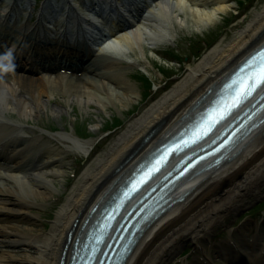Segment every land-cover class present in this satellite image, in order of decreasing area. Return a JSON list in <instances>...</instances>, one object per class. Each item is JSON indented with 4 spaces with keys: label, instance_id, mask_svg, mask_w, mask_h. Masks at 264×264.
Returning <instances> with one entry per match:
<instances>
[{
    "label": "bare ground",
    "instance_id": "obj_1",
    "mask_svg": "<svg viewBox=\"0 0 264 264\" xmlns=\"http://www.w3.org/2000/svg\"><path fill=\"white\" fill-rule=\"evenodd\" d=\"M190 1H195L196 6L187 8ZM212 3H217L216 7L207 9ZM226 7L225 0H148L144 3L147 14L138 15V23L132 21L111 32L115 36L109 41V48L121 53L132 49L135 44L140 46L145 38L157 48L158 43L169 42L177 20L186 24L187 17H191L203 26L213 22L218 12ZM112 23L115 24L116 19ZM263 42L264 6L254 10L247 25L238 30L231 41L209 49L171 89L129 122L114 143L85 168L66 202L57 211L49 231L38 226V217L31 209L39 205H35L38 198L46 199L52 194L54 188L47 176L60 173L53 165L62 157L55 153L58 160L34 163L44 145L39 142L38 148L31 147L32 150L25 154L27 146L37 143V140L29 143L22 135L26 128L24 122L8 120L7 112L16 110L21 116L40 115L47 109L43 94H53L49 90L50 84L63 87L60 88L63 90L67 88L69 101H90L96 96L111 103L132 102L137 97L135 85L128 79L122 80L118 69H114L115 61L104 54L92 58L81 77L57 75L36 79L10 75L0 79V140L19 141L16 153L20 154V160L16 163L25 162L30 166L23 174V170L16 171L13 166L0 171V264H59L68 233L74 228L77 237L91 209L97 203L100 206L105 203L113 188L123 181L136 163L193 116L201 97L209 89L216 90L226 75ZM35 82L39 84L37 89L33 88ZM22 143L25 148H22ZM73 147L88 157L93 143L73 139ZM50 156L55 157L53 154ZM227 158L220 166L200 167L175 187L171 192V201L176 200L175 203L150 223L126 264H173V256L183 243H201L218 224L242 208L249 197L262 193L264 123L234 150H228ZM16 163L14 165L18 166ZM18 217L32 226L13 222ZM77 219L79 222L75 225ZM240 242H237L238 247L245 249V243ZM71 248L72 245L70 254ZM245 251L252 253L250 247ZM256 252L255 257L258 252L260 254V249ZM225 255L228 256L227 253ZM249 255L253 264L256 259Z\"/></svg>",
    "mask_w": 264,
    "mask_h": 264
},
{
    "label": "rangeland",
    "instance_id": "obj_2",
    "mask_svg": "<svg viewBox=\"0 0 264 264\" xmlns=\"http://www.w3.org/2000/svg\"><path fill=\"white\" fill-rule=\"evenodd\" d=\"M225 1L228 7L218 12L215 20L206 25L199 26L191 17H187L186 24L177 20L169 42L158 43L157 48H152L151 40L145 38V42L140 46L133 45L130 50L121 53L114 50L106 51V55L115 61L114 69H118L121 79H128L135 85L137 97L132 102L111 103L96 96L90 101L81 102L77 99L69 101V96L66 95L67 88L63 90L60 89L63 87L50 84L49 90L53 94L51 96L43 94L47 109L40 115L21 116L16 110L7 112L9 119L24 122L32 136L31 139L46 142L50 153H58L59 158L62 157L53 165L60 173L56 176H47L54 188L52 194L46 199L38 198L35 205H39L31 209L38 217L37 223L40 228L50 230L57 211L66 202L81 173L114 143L129 122L171 89L209 49L231 41L235 33L247 25L254 10L262 9L264 6V0ZM194 2L184 4H187V8H193L196 6ZM216 5L217 3L208 4L207 9H213ZM185 16L186 14H183V17ZM34 76L33 78L41 79L40 76ZM33 86L34 89L39 88L37 82L33 83ZM73 139L93 143L94 148L88 157L73 147ZM246 208L248 210H245ZM262 214L264 215V189L260 195L249 197L246 206L240 208L234 217L239 221L243 217L260 218ZM15 222L32 226L23 218H16ZM222 222L213 229L217 235L222 234L221 231L224 230L227 221ZM190 244L189 241L183 243L178 249V255H182Z\"/></svg>",
    "mask_w": 264,
    "mask_h": 264
},
{
    "label": "snow or ice",
    "instance_id": "obj_3",
    "mask_svg": "<svg viewBox=\"0 0 264 264\" xmlns=\"http://www.w3.org/2000/svg\"><path fill=\"white\" fill-rule=\"evenodd\" d=\"M262 55H264V54H262ZM258 81H259V83H264V73H261V75L258 78ZM255 86H256V79L254 78L253 84L250 85L249 87H253L254 88ZM244 94H247V93H244Z\"/></svg>",
    "mask_w": 264,
    "mask_h": 264
}]
</instances>
